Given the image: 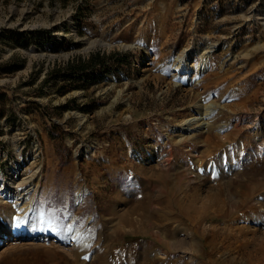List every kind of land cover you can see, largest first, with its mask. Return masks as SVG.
I'll return each mask as SVG.
<instances>
[{
  "label": "rangeland",
  "instance_id": "rangeland-1",
  "mask_svg": "<svg viewBox=\"0 0 264 264\" xmlns=\"http://www.w3.org/2000/svg\"><path fill=\"white\" fill-rule=\"evenodd\" d=\"M19 162L0 264H264V0H0L2 179Z\"/></svg>",
  "mask_w": 264,
  "mask_h": 264
},
{
  "label": "bare ground",
  "instance_id": "bare-ground-1",
  "mask_svg": "<svg viewBox=\"0 0 264 264\" xmlns=\"http://www.w3.org/2000/svg\"><path fill=\"white\" fill-rule=\"evenodd\" d=\"M105 46L108 45L106 42L104 41H96L91 43V45L89 46V48L91 47H95V46ZM215 50V49H214ZM206 52H211L210 49L206 50ZM182 54V53H181ZM179 56H183V55H179ZM189 58V57H188ZM179 59V58H178ZM180 61V60H179ZM185 61V60H184ZM183 61V62H184ZM186 64V63H185ZM205 68V66L203 67V69ZM201 69V68H200ZM178 79L181 81H185V78L183 76H178ZM180 77V78H179ZM203 110V112H202ZM198 111V112H197ZM196 112L198 113V115L193 116L191 119H188L186 121H184V123L179 126L176 127L175 130H180V131H186V132H190L192 130H196V131H201L203 132V130H205V128L210 125V121L209 119H206V116H210V113L207 109H201V106H196ZM195 124V126H193ZM261 135L259 134V137ZM34 162H32L24 171L23 173H20V171L22 170V168H24V164L19 162L16 165L18 166H14L13 168L10 169V175L8 178L2 179V177L0 176V198L2 197H7L10 195H14L13 191L10 190L11 189H17L15 191V198L20 201L21 199H25V196L28 194L29 190L26 189L28 188L27 186L30 184V182L35 178L36 176V169H32L31 166H33ZM36 164V163H35ZM15 183L16 186H10L11 184L9 183ZM26 189V190H25ZM24 190V191H23ZM3 194V195H2ZM217 196H215L216 198ZM26 201V200H25ZM33 202V201H32ZM31 202V203H32ZM25 204V203H24ZM27 205H24L21 208H25L26 209ZM148 206V203H147ZM146 208V207H144ZM187 210V209H186ZM28 210L26 209L24 212L26 213ZM151 214H144V218L147 219L148 217L153 216V211L151 209ZM149 212V213H150ZM156 213V212H154ZM150 218V219H151ZM148 220V219H147ZM123 221L125 222H129L131 223L133 220L130 218L129 215H126V217L123 219ZM133 224V223H132ZM147 232V231H146ZM16 234V233H15ZM103 241V240H102ZM105 244V243H104ZM145 248V247H144ZM106 249V248H105ZM146 249V248H145ZM150 249V248H148ZM108 250V249H107ZM148 253V252H147ZM132 256V255H131ZM80 257V256H79ZM131 258V257H130ZM161 258V257H160ZM92 259V258H91ZM154 259V258H153ZM128 260V259H127ZM108 261V256L106 251L104 250V246H99L98 248H96V252L94 253V258L91 260L90 264H107ZM109 263V262H108ZM125 264H139V261L136 260L135 257H132L130 260L125 261Z\"/></svg>",
  "mask_w": 264,
  "mask_h": 264
},
{
  "label": "trees",
  "instance_id": "trees-1",
  "mask_svg": "<svg viewBox=\"0 0 264 264\" xmlns=\"http://www.w3.org/2000/svg\"><path fill=\"white\" fill-rule=\"evenodd\" d=\"M127 56L128 54L114 52L108 55H102L100 53L92 54L88 60H80L77 62H72L68 64L65 72L61 75L69 81L82 82L88 79H98L100 75H104V71L111 69L114 64L122 63L125 60L121 59L116 61L118 56ZM81 86H74V88L79 89ZM66 92H62L65 95Z\"/></svg>",
  "mask_w": 264,
  "mask_h": 264
}]
</instances>
